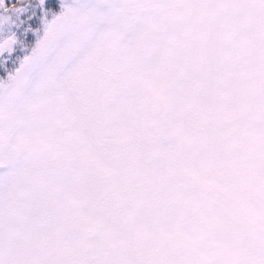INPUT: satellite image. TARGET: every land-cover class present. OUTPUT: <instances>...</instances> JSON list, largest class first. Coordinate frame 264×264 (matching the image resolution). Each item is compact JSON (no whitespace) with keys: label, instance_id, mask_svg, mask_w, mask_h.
Segmentation results:
<instances>
[{"label":"snow or ice","instance_id":"snow-or-ice-1","mask_svg":"<svg viewBox=\"0 0 264 264\" xmlns=\"http://www.w3.org/2000/svg\"><path fill=\"white\" fill-rule=\"evenodd\" d=\"M0 264H264V0H0Z\"/></svg>","mask_w":264,"mask_h":264}]
</instances>
